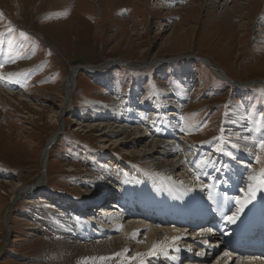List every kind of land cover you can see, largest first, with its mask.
I'll return each instance as SVG.
<instances>
[{"label": "rangeland", "instance_id": "374dc122", "mask_svg": "<svg viewBox=\"0 0 264 264\" xmlns=\"http://www.w3.org/2000/svg\"><path fill=\"white\" fill-rule=\"evenodd\" d=\"M72 71L76 89L66 109ZM0 87L25 99L22 107L0 96V264H150L145 247L137 253L124 242L116 252L85 255L48 243L105 239L88 240L79 231L87 224L96 230L88 220L97 224V210L106 202H93L109 182L105 171H116L119 184L131 164L155 170L138 155L137 142L114 143L122 133L103 138L91 125L122 124L155 134L160 131L150 120L161 111L168 121L176 117L183 146L195 141L182 146L186 153L202 148L220 161L242 150L253 168L264 170V0H0ZM105 107L131 117L121 122ZM61 109L66 113L54 126L49 118ZM58 131L44 167L45 147ZM119 156L127 164L111 165ZM39 182L42 189H29ZM54 195L77 200L81 209L54 202ZM209 253L213 262L217 257Z\"/></svg>", "mask_w": 264, "mask_h": 264}, {"label": "bare ground", "instance_id": "6f19581e", "mask_svg": "<svg viewBox=\"0 0 264 264\" xmlns=\"http://www.w3.org/2000/svg\"><path fill=\"white\" fill-rule=\"evenodd\" d=\"M63 48L66 50L64 46ZM123 63L126 64L128 61ZM110 64L114 63L110 62L107 66ZM129 64L127 65L136 66V64ZM104 66L105 65H103V67ZM99 67L101 68L102 66ZM90 68L94 70L97 67L93 68L90 66ZM212 69L218 76L223 78L221 71L217 68ZM73 76L74 72L72 71V74L67 78V81H69L65 87V102L62 104L65 108L71 106L70 102L76 89ZM229 81L231 83H236L233 80ZM261 82H263V80ZM0 96L4 97V100L8 99V102L12 101V104L15 103V101L18 105H22V107L25 104V99L23 100V98H20L24 95L8 92L1 87ZM146 101H142L143 104H145L144 102ZM168 101V97L165 102H162L160 99L157 106L161 109L167 105ZM149 102L151 103H148V106L154 109L153 105L155 101ZM27 103L29 104L28 101ZM105 108H107V111L112 117L120 116L121 122L128 121L126 116L129 118L131 117V114H120V112L113 107ZM63 113L65 114L66 111L61 109L54 114V116L51 115L49 118L50 123L54 126L58 125L57 122L60 120ZM164 116L165 114L160 111L157 117L151 118L150 122L155 126V130L160 131L155 134L154 132L147 134L140 127H127L122 124L119 126L112 123L105 124V126L104 124L91 125V128H99V131H101L100 135H102L103 138L109 134L122 133V136L115 139L114 143L125 139H130L135 144L137 142L141 145V150H139L140 153H138V155H143L142 157L148 159L149 162L154 165L155 170L146 171L142 168L138 170L135 168L138 166L134 167L131 164L132 169L130 175H125L123 183L119 184L117 182L119 176L116 171L112 173L105 171L106 176L109 177V182H105L106 186L96 195V197L100 199L95 197V200H93V202L95 201L94 203H97L105 198V206L103 205V207L100 205L101 207L99 206L97 210L101 215L99 221L97 220L98 225L93 223V219L88 220L90 225L96 226V230L92 233L88 226L89 224L79 228V231H85L84 235L81 236L86 239H90L92 236H104L105 239L100 242L97 240L98 242L77 244L70 242L69 239V241L66 239L67 241L63 240L65 242L59 243L52 242V240L47 238L49 245L55 247L56 244H60L55 247L58 250L71 247L75 249L77 253L85 255L93 253L110 254L119 250L124 242V245L129 244L125 247L135 245L137 253L140 251L142 252V249H144L143 247H145L146 252L144 255L150 259V264H264V259L259 255L234 252L229 250L228 248L230 247L223 243L226 237L223 232L227 231L228 226H238L239 224L241 226L240 222H242L243 217L248 214L252 208L256 209L255 213L257 215V220L264 219V204L262 203V200H264V185L259 183L261 172L250 165V162H253L251 155L242 150L236 151L235 155L239 160L236 161L235 155H230L226 149H222L221 151L223 154L225 156L228 154V157H226V159L219 158L220 161H216L208 157L205 154V150L202 148H198L194 151H190L189 149L190 152L188 154L185 152L186 147H183L189 144L190 140H194L191 138L190 140H184L183 146L181 139L177 136L178 133L176 128H178L179 124L173 123L176 117H172L170 121H168ZM161 122L166 124L164 126H168V129L172 131L174 136L168 137L169 133L166 134V131H161ZM4 124L8 125L9 121H4ZM77 125H79L78 121ZM59 134L60 131L55 133L56 136L49 140L46 146L47 149L44 150L42 158L44 167H46L49 162L48 146L52 142L54 145ZM187 158L188 161H186ZM222 160L225 161L221 164L223 166L218 164V162ZM119 161L120 163H124V165L127 164L120 156L117 157L116 161H111L110 164L113 165ZM106 169L109 168H103V170ZM43 174H46L45 168ZM250 176L256 177V179L250 180ZM113 182L116 185L111 184ZM41 183L42 182H39L29 187V189H34V191L37 189L40 190L45 185ZM24 190L27 189L24 188ZM24 190L21 189V192H24ZM19 191L20 189L17 191L14 189L13 194H17L16 196H18ZM111 193L114 199L110 200V204L116 203V199L119 198V195L125 193L126 197H128L131 202L137 204L136 206H139L140 209L136 210L135 213L128 214L119 209L124 203H117L120 204V207L119 205L115 206V204L108 206L107 203L111 198L108 194ZM51 199H53L54 202L58 201L61 205H66V203H68L70 205L68 207L70 208H75L77 204V208L79 210L81 209L77 200H66L64 197H61V195H54ZM47 202L51 201L47 200ZM162 206L164 209H169L171 215L160 213L163 219L159 220L157 223V214L150 215V213L146 212L151 209L161 208ZM241 206H243V211L239 213L235 223L229 222L226 217L236 213ZM205 214H208V217L204 220L205 222L202 225L193 229L188 227V225H192L193 222H196L199 216ZM119 215H121V218H118ZM187 215H192L193 218L186 220L189 224L185 227L180 224L176 227L167 221L172 219L173 216L177 218V220L182 221V219H186L185 216ZM162 220L165 222H162L161 225L160 221ZM153 222H155V225L152 224ZM147 237L149 240H144ZM210 237L211 239H209ZM207 240L210 241L208 242ZM154 246L155 250L153 251ZM62 251L64 252V250ZM207 253L212 255V259L217 258L214 259L213 262H210ZM184 257H187V259L183 261L182 259H184ZM189 257L191 259H189ZM43 264L59 263L50 261L49 263L44 262Z\"/></svg>", "mask_w": 264, "mask_h": 264}, {"label": "snow or ice", "instance_id": "6c2138e0", "mask_svg": "<svg viewBox=\"0 0 264 264\" xmlns=\"http://www.w3.org/2000/svg\"><path fill=\"white\" fill-rule=\"evenodd\" d=\"M259 146L261 149H264V140H261L260 143H259ZM257 159V162H259V157H256ZM249 179H256V177H249ZM259 183L264 185V170L261 171L260 173V180H259ZM243 211V206H241L236 213H233L232 215L230 216H227L226 219L229 221V222H232V223H235L236 219L238 218V215L240 212ZM176 239V238H174ZM155 250V246H154V249L153 251ZM151 254V253H150Z\"/></svg>", "mask_w": 264, "mask_h": 264}, {"label": "water", "instance_id": "95a60500", "mask_svg": "<svg viewBox=\"0 0 264 264\" xmlns=\"http://www.w3.org/2000/svg\"><path fill=\"white\" fill-rule=\"evenodd\" d=\"M108 63V62H107ZM107 63H104V65H106ZM250 82H244V83H242L241 85H248ZM259 83V82H258ZM51 145H53V142L48 146V148L50 149L52 146ZM45 149H47V147L45 148ZM48 149V150H49Z\"/></svg>", "mask_w": 264, "mask_h": 264}]
</instances>
